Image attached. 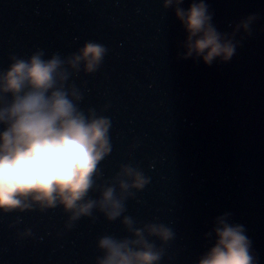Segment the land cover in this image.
I'll return each instance as SVG.
<instances>
[{"label": "water", "instance_id": "95a60500", "mask_svg": "<svg viewBox=\"0 0 264 264\" xmlns=\"http://www.w3.org/2000/svg\"><path fill=\"white\" fill-rule=\"evenodd\" d=\"M205 2L217 30L239 41L230 61L180 58L186 33L164 0H0V72L37 50L66 61L78 107L110 120L111 151L88 197L113 185L125 206L115 220L98 206L76 219L59 204L0 209V264H97L101 236H131L124 216L172 230L168 241L149 237L159 264H197L224 213L264 264V0ZM249 15L250 34L234 32ZM86 41L107 49L90 73L67 62ZM9 99L0 94V106ZM125 166L149 177L144 188L122 192Z\"/></svg>", "mask_w": 264, "mask_h": 264}, {"label": "clouds", "instance_id": "9594fccd", "mask_svg": "<svg viewBox=\"0 0 264 264\" xmlns=\"http://www.w3.org/2000/svg\"><path fill=\"white\" fill-rule=\"evenodd\" d=\"M164 0V6L175 5L174 13L186 36L182 59L199 58L206 65L214 61H230L239 41L234 33L218 31L205 0ZM255 20L249 15L239 21L236 30L250 34ZM107 49L100 43L86 41L68 63L85 72L100 65ZM42 50L27 59L11 57V63L0 72V94L10 97L0 106V209L10 211L30 207V202L42 208L58 204L70 219L90 216L99 207L107 219L115 220L125 210L124 197L116 187L103 188L97 199L88 197L93 188L97 165L111 151L110 120L90 112L88 116L78 107L79 93L65 89L68 78L59 54L44 58ZM127 179L118 181L126 192L130 187L142 189L149 177L125 166ZM230 213L214 219L211 233L213 243L201 255L197 264H259L252 241L242 224L229 221ZM122 223L131 236L117 238L101 236L97 247L103 256L97 264H159L161 251L149 237L168 241L172 230L163 223H147L134 227V220L124 216Z\"/></svg>", "mask_w": 264, "mask_h": 264}]
</instances>
